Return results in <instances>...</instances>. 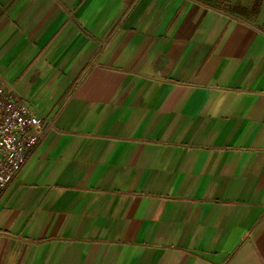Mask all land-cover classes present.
<instances>
[{"label":"crops","instance_id":"crops-1","mask_svg":"<svg viewBox=\"0 0 264 264\" xmlns=\"http://www.w3.org/2000/svg\"><path fill=\"white\" fill-rule=\"evenodd\" d=\"M0 75V264H264V0H0Z\"/></svg>","mask_w":264,"mask_h":264},{"label":"built area","instance_id":"built-area-1","mask_svg":"<svg viewBox=\"0 0 264 264\" xmlns=\"http://www.w3.org/2000/svg\"><path fill=\"white\" fill-rule=\"evenodd\" d=\"M46 131L44 120L27 107L0 75V193L22 170Z\"/></svg>","mask_w":264,"mask_h":264}]
</instances>
